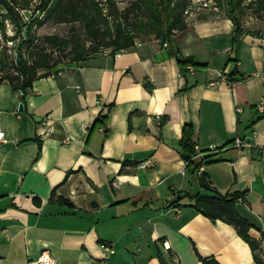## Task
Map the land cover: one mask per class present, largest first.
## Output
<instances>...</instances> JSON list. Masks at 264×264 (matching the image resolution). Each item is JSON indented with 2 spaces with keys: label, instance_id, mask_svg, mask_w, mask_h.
Segmentation results:
<instances>
[{
  "label": "crops",
  "instance_id": "obj_1",
  "mask_svg": "<svg viewBox=\"0 0 264 264\" xmlns=\"http://www.w3.org/2000/svg\"><path fill=\"white\" fill-rule=\"evenodd\" d=\"M258 1L261 17L241 15L246 0L201 11L173 29L167 46L153 39L117 57L97 52L37 77L25 92L0 82V264H36L43 251L55 264H160V254L170 264H202L200 256L253 264L233 225L190 205L204 189L183 157L187 124L211 154L202 165L209 185L240 195L235 208L253 224L248 233L264 259ZM187 57L199 64L192 73L180 62ZM237 138L247 145L237 147ZM212 144L218 149L208 151Z\"/></svg>",
  "mask_w": 264,
  "mask_h": 264
},
{
  "label": "trees",
  "instance_id": "obj_2",
  "mask_svg": "<svg viewBox=\"0 0 264 264\" xmlns=\"http://www.w3.org/2000/svg\"><path fill=\"white\" fill-rule=\"evenodd\" d=\"M97 1L0 0V5L4 8V12L0 13V32L5 37L0 50V82L6 81L14 89L25 92L37 77L49 74L52 68L61 62L53 56L54 51L65 52V57L69 58V62L80 61L100 52L103 48L111 49L112 52L131 48L136 37V34L132 32L133 29L146 32L153 38L159 36L165 41L170 40L173 29L179 31L185 28L183 10L187 0H133L128 6H125L127 4L119 5L115 0H101V6L106 9V15L98 7ZM242 1L230 0L232 9L240 7ZM258 3L263 4L264 0H259ZM19 9L37 12L38 15L43 14L42 21L38 20V23H43V21L54 23L80 22L86 38L81 40L74 35L61 37L57 34H47L42 37L34 36L30 33V29L37 16L32 18L25 28L24 38L15 45L13 50L15 55L10 58L9 48L6 44L8 41H15V38L14 36H6L4 20L6 18L14 22H17V19L20 20ZM239 9L241 10V8ZM106 16L110 17L107 18ZM131 16H135L139 20L131 21ZM234 21L235 31L239 32L240 22L238 19H234ZM129 26L133 29L131 30ZM48 48L52 50L48 51ZM180 62L183 66L188 63L193 66L199 65L190 57L181 59ZM227 79L232 80L230 76H227ZM97 121L103 124L105 116H100ZM101 126L104 127V125ZM103 132L106 133L105 127ZM181 145L184 152L188 154L185 159L187 170L196 172L201 164L212 162L209 160L211 154L196 156L189 124L185 125L183 129ZM206 177L204 172L199 173L198 179L204 191H196L191 196L193 202L190 205L211 220L219 219L233 225L250 246L254 256L253 264H264V259L259 256L260 242L248 233L253 224L239 215L235 208V201L240 195L219 193L209 185ZM176 203L177 200H174L170 202V205ZM159 260L160 264H170L161 254ZM200 261L202 264H219L213 256H200Z\"/></svg>",
  "mask_w": 264,
  "mask_h": 264
},
{
  "label": "rangeland",
  "instance_id": "obj_3",
  "mask_svg": "<svg viewBox=\"0 0 264 264\" xmlns=\"http://www.w3.org/2000/svg\"><path fill=\"white\" fill-rule=\"evenodd\" d=\"M97 1V0H95ZM133 1V0H123V4H127L125 6H128V4ZM32 2H36V0H32ZM120 5V3H117ZM258 6V5H257ZM255 4H252L250 6H246V8L243 10V13L241 14L242 16H247V15H252V16H262L261 11L258 10V7H256L255 9ZM4 12V8L0 5V13ZM19 16L21 17L20 20L17 19V22H14L13 20L6 18L4 20V29H5V34L7 37L10 36H14V40H16V43H19L23 38H24V30L27 27V25H29V22L31 21L32 18L37 17V19L34 21V23L31 26V31L30 33L34 36L37 37H42L43 35H47V34H57L61 37H70L71 35L77 36L79 37L81 40L85 39L86 36L84 34L83 28L81 26L80 22H75V23H70V22H62V23H54L52 21H47L43 23H38L37 21H42L43 19V14L38 15V13H34L31 12L30 10H24V9H19ZM32 13V16H30ZM107 18H109L110 16H106ZM1 20V18H0ZM131 21H135V20H139L138 18H136L135 16H131ZM109 24H111V22H109ZM131 28V30L133 29L131 26H129ZM73 28V30H72ZM1 31V28H0ZM133 33L136 34V37L134 40H139V41H143V40H153V36L143 32V31H136L135 29L132 30ZM173 32V31H172ZM174 33V32H173ZM1 34V32H0ZM5 41V37L1 34L0 36V50L2 49V45L4 44ZM6 46L9 48V43L7 42ZM14 48H9L8 49V53L10 55V58H12L15 53H14ZM52 50L50 48H48V51ZM67 51V50H66ZM104 51V48L100 50ZM65 52H59V51H54L53 52V56L55 57V59L57 60H61V62L55 66L59 67L67 62H69V58L65 57ZM52 68V70L54 69Z\"/></svg>",
  "mask_w": 264,
  "mask_h": 264
},
{
  "label": "built area",
  "instance_id": "obj_4",
  "mask_svg": "<svg viewBox=\"0 0 264 264\" xmlns=\"http://www.w3.org/2000/svg\"><path fill=\"white\" fill-rule=\"evenodd\" d=\"M116 3H120L123 4V0H115ZM257 0H246L247 3H251V4H254ZM230 4V0H228V6ZM98 7L103 10V12L105 13L106 15V9L104 7L101 6V0H98ZM199 8H206V9H211V13L212 12H215L217 13V10H216V4L215 3H210L209 0H196L195 3H193V7H189L188 11H186V14H183V17H184V20L188 19V18H192V17H195L197 16V11H199ZM174 31V30H173ZM176 31V30H175ZM154 40L156 42H162V45L163 46H167V42L162 40L161 37H158V38H154ZM9 43V48H14L15 45L17 44L16 43V40L15 41H8ZM140 43L139 40H134L133 41V46H138ZM125 49H120V50H116L114 52L111 51V49H104V51L108 54L112 53V55L114 57H117L119 56ZM186 68H187V71L192 73L194 71V66L190 63L186 64ZM216 75L217 76H222V73L219 72V71H215ZM255 107L257 108V110L261 111V112H264V102H259L255 105ZM240 109H238L239 111ZM101 129L103 130L104 127H101ZM5 140V137H4V132L2 130H0V142L1 141H4ZM68 140H65V142H67ZM234 144L237 146V147H241V146H244V145H247L246 142H243L241 139L237 138L235 141H234ZM193 148L196 152V156L198 157H201V156H204V153L202 150L199 149L198 145L194 144L193 145ZM218 149V146H215V145H210L209 148H208V151H215ZM149 165V162H142L140 164L141 167H145V166H148ZM202 165L201 164L198 168L199 172L202 171ZM113 184L115 186H118L119 185V182L118 181H114ZM104 248L106 250H108L109 252H113V250L110 248V246H104ZM178 263V259L177 257H173L172 258V261H171V264H177ZM36 264H55V261L52 257H50V255L46 252V251H43L40 255V257L38 258V260L36 261Z\"/></svg>",
  "mask_w": 264,
  "mask_h": 264
},
{
  "label": "bare ground",
  "instance_id": "obj_5",
  "mask_svg": "<svg viewBox=\"0 0 264 264\" xmlns=\"http://www.w3.org/2000/svg\"><path fill=\"white\" fill-rule=\"evenodd\" d=\"M195 2H196V0H187V4L185 5V8L183 10V14H186V11H188L189 7H193V3H195ZM209 2L216 4L217 13H223V12L227 11V9L229 7L228 6V0H209ZM205 10L211 12V9L199 8V11H197V15L201 11H205ZM157 37H159V36H157Z\"/></svg>",
  "mask_w": 264,
  "mask_h": 264
},
{
  "label": "water",
  "instance_id": "obj_6",
  "mask_svg": "<svg viewBox=\"0 0 264 264\" xmlns=\"http://www.w3.org/2000/svg\"><path fill=\"white\" fill-rule=\"evenodd\" d=\"M19 110H22V104L21 103L19 104ZM249 141H251V140L249 139ZM183 157L186 159L188 157V154L187 153L184 154Z\"/></svg>",
  "mask_w": 264,
  "mask_h": 264
}]
</instances>
